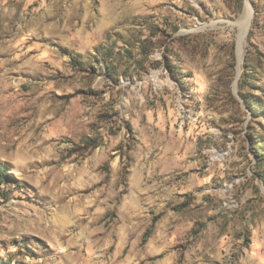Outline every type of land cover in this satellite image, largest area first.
<instances>
[{
    "label": "rangeland",
    "instance_id": "obj_1",
    "mask_svg": "<svg viewBox=\"0 0 264 264\" xmlns=\"http://www.w3.org/2000/svg\"><path fill=\"white\" fill-rule=\"evenodd\" d=\"M255 146L264 0H0V264H264Z\"/></svg>",
    "mask_w": 264,
    "mask_h": 264
},
{
    "label": "trees",
    "instance_id": "obj_2",
    "mask_svg": "<svg viewBox=\"0 0 264 264\" xmlns=\"http://www.w3.org/2000/svg\"><path fill=\"white\" fill-rule=\"evenodd\" d=\"M152 38H153V35H150V37L145 38L140 43L139 55L141 57L147 58L151 54V52L154 50V47H153L154 43L152 42ZM165 53H166V54H164V56L166 57L165 59L167 61H169V59H168L169 57L167 56V52L165 51ZM249 54H250V51L248 50L246 53V58L248 57ZM103 58L105 60H108L109 54L106 53L105 56H103ZM107 69H108V73L110 74V76H113V67L108 66ZM172 74H173V72H172ZM250 84H251L250 83V75H249L246 67H244L242 75L239 79V90H238V92H239V95L241 96V98L243 99L244 107L246 109L251 110L252 116H256V115H259L261 113L260 103L252 95H246L243 92L244 89L246 87H249ZM101 142H102V138L99 134L93 138L84 139V141H83V144H85L84 149H89V150L95 149L99 145H101ZM253 153L257 159L256 162H257L258 167L264 165V149L262 147L255 146L253 148ZM5 172L6 171H5L4 167L2 165H0V177L1 178H4L6 176ZM259 176H260V178H262V180L264 182V172H260ZM154 224H155V221L153 220L152 224H151V228H149L143 236L144 242L150 237Z\"/></svg>",
    "mask_w": 264,
    "mask_h": 264
},
{
    "label": "bare ground",
    "instance_id": "obj_3",
    "mask_svg": "<svg viewBox=\"0 0 264 264\" xmlns=\"http://www.w3.org/2000/svg\"><path fill=\"white\" fill-rule=\"evenodd\" d=\"M250 17H251V9H250V7H247V11L245 12L243 19L241 20L242 25H244V29H246L248 22L250 20Z\"/></svg>",
    "mask_w": 264,
    "mask_h": 264
},
{
    "label": "water",
    "instance_id": "obj_4",
    "mask_svg": "<svg viewBox=\"0 0 264 264\" xmlns=\"http://www.w3.org/2000/svg\"><path fill=\"white\" fill-rule=\"evenodd\" d=\"M242 99V98H241Z\"/></svg>",
    "mask_w": 264,
    "mask_h": 264
}]
</instances>
